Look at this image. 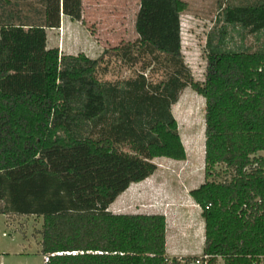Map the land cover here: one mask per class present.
Instances as JSON below:
<instances>
[{"label": "trees", "instance_id": "1", "mask_svg": "<svg viewBox=\"0 0 264 264\" xmlns=\"http://www.w3.org/2000/svg\"><path fill=\"white\" fill-rule=\"evenodd\" d=\"M43 2L36 22L4 14L12 0H0V215L43 219L46 264H194L167 258L165 216L109 211L157 172L154 160H187L172 107L190 88L206 103V181L190 192L205 221L203 256L264 264V50L228 49L225 30L217 44L211 36L205 81L195 82L182 54L188 3L141 0L133 48L165 80L102 82L103 57L48 48L62 14L82 21V0ZM222 21L261 34L264 0L227 7ZM116 51L138 62L132 47Z\"/></svg>", "mask_w": 264, "mask_h": 264}, {"label": "rangeland", "instance_id": "2", "mask_svg": "<svg viewBox=\"0 0 264 264\" xmlns=\"http://www.w3.org/2000/svg\"><path fill=\"white\" fill-rule=\"evenodd\" d=\"M141 0H82V21L75 22L61 15L60 28L50 31L49 47L58 48L62 55L84 54L90 59L103 57L98 79L102 82H123L145 74L148 81L160 83L165 80V71H144L143 62L134 44L138 40L135 31L136 17ZM188 10L181 16L182 54L195 82L205 81L209 38L219 42L224 30L225 46L231 50L239 48L249 52L264 50V32L249 34L235 31L222 21L223 10L227 7L255 4L259 0H183ZM13 12L21 19L36 22L44 17L43 0H12L4 14ZM132 47V56L138 62L127 61L116 51ZM205 113L206 103L192 89H186L179 102L172 107L181 140L187 153V160L177 162L156 159L157 172L141 185L132 186L122 195L112 210L119 213L148 214L157 207L168 204V230L172 236L173 222H199L190 207V192L206 181L205 171ZM122 150L130 153L128 146ZM264 157V154H261ZM218 171L221 168L217 169ZM211 181L222 182L224 178L214 177ZM129 206V207H128ZM43 219L38 217H12L0 215V264H44L41 255L39 231ZM187 229L183 234H190ZM219 264H224L221 261Z\"/></svg>", "mask_w": 264, "mask_h": 264}, {"label": "crops", "instance_id": "3", "mask_svg": "<svg viewBox=\"0 0 264 264\" xmlns=\"http://www.w3.org/2000/svg\"><path fill=\"white\" fill-rule=\"evenodd\" d=\"M51 30H47V35H48V47H49V34ZM53 49V48H49ZM140 184H135L134 186L141 185ZM133 186V185H132ZM131 186V187H132ZM131 187L125 192L127 193ZM124 193V194H125ZM123 194V195H124ZM122 196V195H121ZM120 196V197H121ZM118 198L115 203H113L109 211L113 214H124V213H119L116 210L118 209L116 207V210H112V207H114L117 203V201L121 198ZM191 199V204L190 205L191 209L195 211L198 221L199 222H193V223H186L184 224L183 222L179 221V218H175L173 224V232L171 238L169 237V230L167 227V237H166V255L169 260H183V259H191V258H199L204 255V249H205V242H206V231H205V221L202 217V211L195 204V202ZM129 207V206H128ZM157 210L155 212H151L148 214L140 213L143 215H163L166 218V222L168 225V210L171 209L168 204H164L163 207L159 206L156 208ZM130 214V213H128ZM133 214V213H131ZM137 214V213H136ZM8 218V217H7ZM187 229L188 232H191L190 234H183L185 233V230ZM40 243V242H39ZM222 259H218L216 264H219Z\"/></svg>", "mask_w": 264, "mask_h": 264}, {"label": "built area", "instance_id": "4", "mask_svg": "<svg viewBox=\"0 0 264 264\" xmlns=\"http://www.w3.org/2000/svg\"><path fill=\"white\" fill-rule=\"evenodd\" d=\"M54 256V255H53ZM210 257L209 256H202L199 257L194 264H210L209 262ZM50 261V256H45L44 257V264L48 263Z\"/></svg>", "mask_w": 264, "mask_h": 264}]
</instances>
